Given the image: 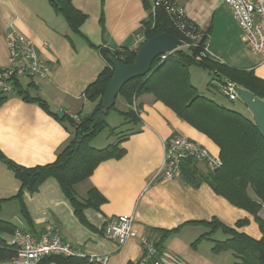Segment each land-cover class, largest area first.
I'll list each match as a JSON object with an SVG mask.
<instances>
[{"label":"crops","instance_id":"obj_1","mask_svg":"<svg viewBox=\"0 0 264 264\" xmlns=\"http://www.w3.org/2000/svg\"><path fill=\"white\" fill-rule=\"evenodd\" d=\"M173 1L183 8L189 21L208 32L209 49L222 63L251 70L264 79V57L261 55L248 51V48L226 54L216 47L212 48L214 35L230 29V23L237 31L239 42L240 39L243 42L241 29L223 0ZM71 2L86 14L80 27L81 33L72 31L47 0H0V70L7 65L9 25L30 38L39 56L50 65L48 78L36 80L28 77L23 86L24 77H21L17 90L13 88L11 92H0V151L14 163L25 167L54 161L59 148L69 140L70 127L60 120L62 114L82 116L93 109L94 102L85 97L84 91L107 60L90 43L110 50L123 47L136 49L141 42L137 40L141 22L147 19L153 0ZM18 90L29 98L24 99ZM206 94L212 96L211 92ZM34 97L42 100L46 107L32 99ZM121 100L116 114L122 123L123 116L117 111L127 110L129 105L123 98ZM135 105L139 106V130L130 133L122 142L125 150L123 156L102 161L84 181L81 197H85L87 190L94 187L105 199L99 205V210L85 209L91 227L75 217L56 180L47 178L37 192H25L23 197L34 231L44 223H53L65 241L85 254L106 257L104 264H127L142 256L138 237L152 234L156 238L157 233L151 232L152 229L177 228L164 239L162 250L167 257L161 255L163 263L176 264L172 260L174 256L167 252L171 251L180 257L182 262L179 264H233L230 250L219 253L211 250L212 240L224 239L225 234L217 230L210 239L199 238L209 228L193 221L216 218L224 225L258 239L261 232L253 216L214 193L206 183L193 188L183 184L179 178L152 179L162 161V141L172 135H184L217 157L218 147L150 93L139 94L135 98ZM246 116L252 118L251 114ZM123 126L127 128L133 125L127 123ZM18 188V180L0 160V199H4L1 207L7 203L13 204L15 213L18 212V216L14 217L23 223L19 227L27 228L19 213V199L11 198ZM49 205H53L54 209H50ZM123 214L134 217L137 237L124 241L106 238L101 232L103 224ZM239 219L248 221L236 226ZM8 237L9 240L12 236ZM174 240L180 241L189 252L180 254L172 246Z\"/></svg>","mask_w":264,"mask_h":264},{"label":"trees","instance_id":"obj_2","mask_svg":"<svg viewBox=\"0 0 264 264\" xmlns=\"http://www.w3.org/2000/svg\"><path fill=\"white\" fill-rule=\"evenodd\" d=\"M47 1L55 12L63 17L72 31L81 33L80 27L86 19V14L78 10L71 0ZM148 9V17L142 20L138 33L143 40L159 32H166L185 43L188 42L189 39L177 28L162 5L156 6L154 13L151 8ZM201 32L196 46L178 48L165 59L158 56L153 61L149 73L132 78L121 87L117 96L122 97L129 105L127 110L117 111L124 119L121 125L129 123L133 126L124 128L123 131H117V127H110L108 136L114 137L113 141L99 148L92 146L91 141L106 127V116L111 108H114L113 105L106 114L102 112L101 98L113 74V67L108 62L107 55L112 54L124 64H130L134 60L136 49L123 47L110 50L90 43V46L98 48L102 57L107 60V64L84 91L85 97L94 102V107L88 114L78 115L79 122H75L69 115L62 114L60 120L68 123L70 138L59 148L54 161L25 167L14 163L0 151V160L19 182L18 190L11 198L19 199V213L28 231L32 232L35 228L24 204V193L34 194L47 178L56 180L75 217L91 227L84 211L88 208L99 210V205L105 199L94 187H90L85 197H81L77 194L75 185L86 180L102 161L123 156L125 150L122 142L130 133L139 130V106L135 105V98L141 93H150L156 100L173 110L181 120L207 136L219 149L218 158L221 165L218 167L212 168L193 159L182 162L178 177L181 182L193 188H197L201 183L208 184L214 193L252 215L261 232L260 238L255 239L212 218L210 221H193L209 228L199 238L210 239L215 231L221 230L226 237L212 240V252L230 250L233 264H264V137L258 132L252 118L226 106L213 95L201 94L191 82L189 68L198 66L207 70L211 74L207 90L214 87L220 95L222 94L219 92V83L231 80L264 99V79L256 76L251 70L238 69L208 56L197 59L202 47L208 42V32ZM19 86L16 79L14 89L17 90ZM18 92L24 99L29 98L21 90ZM32 99H36L43 108L46 107L39 98ZM3 200L0 199V208ZM247 221L239 219L235 225L242 226ZM17 228V225L0 218V261H7L14 256L15 246L11 239ZM176 229H152L151 232L157 233V237L152 234H148L147 237L153 240L157 252L161 253L165 237ZM5 235L12 237L8 240ZM142 256L127 264H141ZM37 264L102 263L90 261L86 256L51 255L44 257ZM145 264H153V260Z\"/></svg>","mask_w":264,"mask_h":264},{"label":"built area","instance_id":"obj_3","mask_svg":"<svg viewBox=\"0 0 264 264\" xmlns=\"http://www.w3.org/2000/svg\"><path fill=\"white\" fill-rule=\"evenodd\" d=\"M229 7L235 21L241 29L242 39L245 46L252 52L264 57V0H223ZM162 5L170 15L174 24L189 39L182 47L196 46L197 40L203 30L195 27L184 14L183 8L173 0H153L152 13L155 7ZM137 40H142L139 36ZM7 65L0 70V92H11L14 88V81L26 76L32 79H46L49 77L50 65L39 56L33 41L9 25L7 34ZM169 53L161 54L159 57L165 59ZM208 56L220 60L213 54L208 43L202 47L197 59ZM238 85L231 80H224L219 83V92L228 100L239 98L236 88ZM69 115L75 122H79L77 114L64 113ZM162 161L152 179L178 178L182 162L193 159L197 162L206 163L215 168L221 165V160L212 155L208 149L196 141L184 135H172L162 141ZM132 215H117L106 221L101 227L102 234L109 239L124 241L128 238L137 237ZM142 247L141 264L153 260V264H165L161 261V253L157 252L154 242L142 235L138 237ZM15 246L14 256L7 261H0V264H37L41 259L51 255H62L66 257H88L90 261L105 263L106 257L97 254H85L77 247L65 241L59 229L53 223H44L36 231H28L26 228L18 227L11 239ZM159 254V255H158ZM158 256L157 259H154Z\"/></svg>","mask_w":264,"mask_h":264},{"label":"water","instance_id":"obj_4","mask_svg":"<svg viewBox=\"0 0 264 264\" xmlns=\"http://www.w3.org/2000/svg\"><path fill=\"white\" fill-rule=\"evenodd\" d=\"M182 45L183 41L174 35L159 32L142 41L136 48L134 60L130 64H124L112 54H108L107 60L113 67V74L101 98L102 112L106 114L114 105L117 94L128 80L146 75L158 56L171 53ZM236 91L243 105L250 112L258 132L264 137V99L240 86Z\"/></svg>","mask_w":264,"mask_h":264},{"label":"rangeland","instance_id":"obj_5","mask_svg":"<svg viewBox=\"0 0 264 264\" xmlns=\"http://www.w3.org/2000/svg\"><path fill=\"white\" fill-rule=\"evenodd\" d=\"M226 7H228V6L226 5ZM229 11H230V9H229ZM230 13H231V11H230ZM231 15H232V13H231ZM232 17H233V15H232ZM141 41H143V39ZM212 44H213L212 48H214V47L218 48L219 52L221 51V52H223V54H226L229 51H238V49L242 50V48L248 50L247 47L244 45V43L241 41V39L239 42L237 31H236V29L232 23H230V29L227 28V29H225V31L224 30L218 31V33H216L214 35V39H213ZM248 51H250V50H248ZM191 69H192V71H191L192 72V83L195 84V86H197L198 91L201 94L205 95L207 92H211V95H213L216 100L223 102V104H225L226 106L231 107L237 111L243 112L246 115H250L248 109L245 108L241 99L237 98L236 100L230 101L227 98H225L224 96L220 95L215 90L214 87H210L209 88L210 90H207L208 89L206 87L207 83L211 80V74L207 70H205L203 68H198V67H191ZM23 77L24 78H22V85L25 86L26 81H28L29 79L26 76H23ZM121 99L122 98L120 96L116 97V102L114 104V108H111V110L109 111V113L106 116V127L103 128L97 134V136L95 138H93V140L91 141L92 146H105L104 141L105 142L113 141L114 137L108 136V131H109L110 127H117L116 128L117 131H120V130L123 131L124 126L121 125V120L118 118V116L116 114V109H115L118 107V105H120L119 103L122 101ZM84 181H81L75 185L76 192L79 196H82V192H83L82 190H83L84 185H85ZM13 207H14V205L11 203L4 204L3 207L0 208V218L7 220V221H9V222H11V223H13L19 227L23 223H19V219L17 220L14 217L15 215L18 216V212L15 213ZM49 208L52 210L54 209L53 205H49ZM5 238L8 239L10 237H8V235H5ZM201 243H203V242H201ZM172 246L174 248H176L177 250H179L180 254H186L189 252V251L186 252V249L183 247V244L180 241L174 240V242L172 243ZM167 252L170 253L171 256H174L175 259H172L174 261V263L179 264L180 262H182L179 256L172 253L171 251H167ZM161 255L163 257H165V256L167 257V254L165 255L163 250L161 252Z\"/></svg>","mask_w":264,"mask_h":264}]
</instances>
